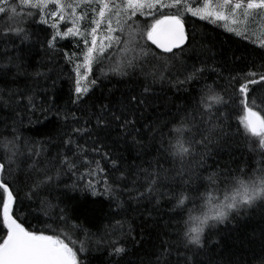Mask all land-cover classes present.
I'll list each match as a JSON object with an SVG mask.
<instances>
[{
	"label": "snow or ice",
	"instance_id": "6c2138e0",
	"mask_svg": "<svg viewBox=\"0 0 264 264\" xmlns=\"http://www.w3.org/2000/svg\"><path fill=\"white\" fill-rule=\"evenodd\" d=\"M189 18L222 27L264 49V0H0V20H4L0 36L13 44V37L23 44L36 35L28 31L31 24L43 26L40 42L46 54L59 55L65 47L60 42L72 41L73 51H63L62 58L74 73L73 104L94 96L104 79L124 82L136 78L137 84L119 97L110 90L108 103L96 113L93 126L78 125L59 144L49 147L25 140L16 121L12 125L0 121L5 126L0 132V264H87L92 234L79 224H70L68 208L60 207L66 200L53 203L50 195L61 175L73 180L66 186L70 190L82 185L80 190L92 196L118 200L113 216L124 210L127 202L119 197L125 193L137 204L147 201L157 210L163 201L177 230L175 243L164 241L160 252L154 253L156 264H202L198 259L201 250L218 234H206V229H216L256 209L264 211V65L231 75L226 88L216 81L208 83L210 74L220 77L219 66L206 61L187 64L192 39ZM3 56L11 53L6 51ZM12 64L9 60L0 70L9 74ZM15 67L17 75L11 83L17 82L22 66ZM201 80L198 99L175 105V112L169 108L161 114L149 113L159 107L157 84L161 91L167 85L181 92ZM228 89L230 95H226ZM21 105L28 112L38 107L27 89L0 90V109L19 116ZM72 119H77L75 113ZM85 136L87 141L81 143ZM146 137L158 145L155 168L151 164L147 169L124 168L108 144L111 140L112 144L142 147ZM238 138L258 143L260 167L253 172L241 167L238 174L209 173V159L227 151ZM52 148L56 149L54 156ZM169 161L173 167L165 168ZM200 187H205L204 193ZM61 195L67 197V192ZM29 217L42 227L28 226ZM109 228L96 239L97 248L106 246L109 256L126 255L124 240L131 235V227L124 231L125 222L117 219ZM258 264H264V256Z\"/></svg>",
	"mask_w": 264,
	"mask_h": 264
},
{
	"label": "trees",
	"instance_id": "16d2710c",
	"mask_svg": "<svg viewBox=\"0 0 264 264\" xmlns=\"http://www.w3.org/2000/svg\"><path fill=\"white\" fill-rule=\"evenodd\" d=\"M3 26L4 20H0V31L3 30ZM42 27V25L31 24L28 31L29 33L35 31L36 35L23 44L15 37H13L15 39V44H13L7 37L0 36V65L8 63L9 60L14 61L11 73L5 74L4 70H0V90L7 93L8 88L12 91L27 89L29 94L35 97L38 105L35 112H28L27 108L21 105L18 108L19 116L7 108L0 109V121L7 120L8 125L16 121L18 132L25 140L34 141L38 145L43 143L49 147L59 144L66 138V134L78 125L93 126L96 113L100 111L102 105L108 103L110 90L115 93L116 97H119L121 93L137 87V84L135 83L136 78L131 80L125 78L124 82H117L119 78H113L111 81L104 79L103 87L96 88L94 96H90L85 103L80 105L73 104L74 73L72 65L66 64L62 58L63 51H73L72 41L60 42L65 45L61 49V54H46L45 45L40 42L44 39L43 32L40 31ZM188 31L192 39L191 58L187 60V64L191 66L193 63L206 61L210 65L219 66L220 77L210 74L211 78L207 80L208 83L216 81L222 88H226L231 75L242 70L259 69L261 65H264V49L230 35L222 27H215L212 24L189 18ZM21 48L25 51H21ZM6 51L11 53L10 57L3 56ZM16 64L22 67L17 76V82L11 83L13 76L17 75ZM25 72L27 76L24 75ZM37 73H42L43 76ZM95 75H100L99 69L96 70ZM140 79L142 81V78ZM203 83L204 80H201L199 84L186 86V89L181 92H177L174 88L169 89L167 85H164V90L161 91V85L157 84L155 96L161 98L156 100L159 107L150 109L149 113L155 111L156 114H161L169 108L175 112V105L183 106L191 103L194 97L198 99L199 88ZM5 84H8V88H5ZM230 94L231 90L228 89L226 95ZM73 113H75L76 120L72 119ZM65 116L68 117L67 121L63 119ZM88 120L92 121L91 125H86ZM4 127V124L0 123V132L4 131ZM232 130L235 131V121H233ZM113 138H115V133ZM85 141H87L86 136L80 142ZM88 143L91 142L88 141ZM108 144L113 148L114 154L123 161L124 168L131 165L147 169L149 164L155 168V162L159 158L158 145L147 137L142 147L123 142L112 144L111 140ZM258 151V143L252 144L238 138L231 142V147L227 151H221L214 159H209L208 171L209 173L213 170L236 173L237 169L244 167L249 172H253L260 167L258 162L262 159L257 154ZM51 152L54 156L56 149L52 148ZM40 159L43 164V157ZM172 167L170 161L165 164V168ZM175 167L178 168L179 164ZM97 179L102 180L103 177ZM72 183L70 176L61 175L58 186H54L50 195L53 203L66 200V203L60 204V207L68 208V215L71 217L70 224H79L92 234V251L87 264H156L157 255L154 253L160 252V244L164 241L175 243L177 224L175 220H170L173 214L163 201L157 210L147 201L137 204L125 193L119 197V200L127 202L124 210L119 216H113L118 200L114 201L103 195L92 196L89 192L80 190L82 185H77L75 190H70L66 186H71ZM198 183L207 186L204 181ZM205 187H200V193L205 192ZM98 190H103L102 184ZM64 192H67V197H74V199L68 200L67 197L62 196L61 193ZM216 194L212 193L213 196ZM20 195L23 197V191ZM36 208L39 211L38 204ZM117 219L125 222L124 231H127L129 227L132 229L131 235L124 240L127 253L122 257L109 256L110 249L103 245L97 248L95 243L96 239L111 230L109 225L114 226ZM185 219H187L186 215ZM28 226L42 227L33 217H29ZM209 231L218 234L212 235L206 241V247L201 250L202 254L198 259L202 264H258L261 256H264V211L260 209L233 219L231 223L218 225L216 229H206V234ZM83 238L82 233L81 239ZM172 258L175 259V253Z\"/></svg>",
	"mask_w": 264,
	"mask_h": 264
}]
</instances>
